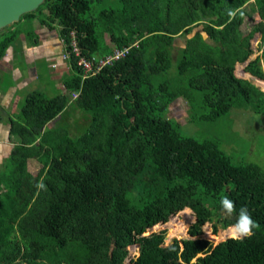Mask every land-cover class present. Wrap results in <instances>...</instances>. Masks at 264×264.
Listing matches in <instances>:
<instances>
[{
    "label": "trees",
    "instance_id": "1",
    "mask_svg": "<svg viewBox=\"0 0 264 264\" xmlns=\"http://www.w3.org/2000/svg\"><path fill=\"white\" fill-rule=\"evenodd\" d=\"M101 1L45 0L35 11L46 13L40 25L59 27L66 50L72 31L97 60L130 50L85 79L72 52L77 74L63 81V93L31 92L11 118L18 141L0 166V264H127L131 247L139 254L129 264H264V169L238 162L228 153L237 148H223L218 134L184 135L166 117L184 98L189 121L201 126L251 112L264 127V90L235 73L261 33L262 54L244 71L264 80V0L252 13L250 0H117L98 10ZM201 25L209 39L197 30L174 54L176 36ZM14 26L0 32V60L21 34ZM39 41L36 34L30 44ZM78 110L88 116L79 125ZM186 208L196 217L192 238L168 244L162 225ZM241 208L258 225L252 235L217 245L198 237L206 223L215 234L234 227ZM186 227L187 219L179 229Z\"/></svg>",
    "mask_w": 264,
    "mask_h": 264
},
{
    "label": "rangeland",
    "instance_id": "2",
    "mask_svg": "<svg viewBox=\"0 0 264 264\" xmlns=\"http://www.w3.org/2000/svg\"><path fill=\"white\" fill-rule=\"evenodd\" d=\"M117 0H103L101 2L96 3V7H98V10L102 8H107L113 5H116ZM249 12H254L255 9V4L254 0H250L246 7ZM97 10V8H96ZM97 10V11H98ZM37 11V10H36ZM34 14L37 16L35 17H29L26 15H23L20 19V21L14 23V27L19 31V38L16 41V50L17 48H20V45L23 47L26 43L25 41L28 42L26 33L29 35V41L28 43H31L32 41L34 42L36 39V34L39 35L40 39H43L40 35V32L48 35L52 34V37L50 40H46L45 42H40L39 45H45L50 41L54 39H59L60 43H57L58 46L61 44V38L59 36V27L55 30H48L46 26H41L39 24V20L43 19L46 13H40V12H35ZM250 22H246L243 24V29L245 32H248L251 27H250ZM12 26V25H11ZM10 26L4 28L1 30L7 32L13 31L12 29H9ZM9 29V30H8ZM197 30H202L203 31V25L201 26H196L194 28V31L191 34H194ZM24 33V34H23ZM36 33V34H35ZM204 36H206L207 39H209V36L207 35L206 32H204ZM261 33H257L255 37L251 39V47H252V53H250L249 60L245 63H237L236 65V70L235 73L243 78V79H248L251 82L255 83L258 85L260 88L264 90V80H261L259 78H256L255 76L247 73L244 71L245 66L247 63L251 60H255L262 54V47H261ZM111 46H114L115 43L110 41V39L107 40ZM55 43V41H53ZM186 36L181 35V38L178 37L175 40V47L173 49L174 54L178 53V48L182 47V45H186ZM49 45V44H48ZM13 46V45H12ZM12 46H9V48L6 51L5 56L9 57L10 59L12 58V55H14V51L12 50ZM15 49V48H14ZM25 50V49H24ZM62 55V54H61ZM67 60L61 59L59 62L65 65V62ZM20 62V63H19ZM68 62V61H67ZM54 64L52 60L48 58H40L38 62L36 63L37 67L36 68V74L34 76H31V80L28 81L29 83L25 87L19 86L15 92L13 93V107L9 106L8 111L5 109L6 113L3 116V118L0 120V125L7 126L11 125V118L18 120L17 115L21 114V109L24 102L27 100V96L30 95L31 92L37 91L42 94L43 97H54L56 95L62 94L63 89L61 88L60 85H62L63 81L68 78V76H71V74H77L76 70L70 71L71 69L68 68L65 70L63 66H59L58 63H55L54 67H51V64ZM9 65V63H6ZM12 65H20V66H25V63L21 61L17 56L14 57L12 60ZM22 64V65H21ZM176 62H174L175 66ZM22 69V67H19ZM175 69V68H174ZM171 75L176 73V70L169 72ZM53 74L55 75V78L53 77ZM0 77H1V82L0 84L3 85L4 87L6 85H9L10 83L13 84L14 82V87L16 88L15 84V77L13 73H10L9 71H5L0 69ZM20 83L22 82H27L26 78H20L18 80ZM78 95L77 91L72 92V96L76 97L75 95ZM188 108L189 104L187 101L183 98L181 100H178L177 103L173 104L170 108V111L167 113L166 117H169L173 120L175 126L181 131L182 134L188 135V136H196L199 138H206L212 134L217 135L222 137L225 141L223 143V148L224 144H228L229 146L237 148V150H231L228 153L232 154L233 157L237 159L238 162L240 161H251L258 163L259 165L262 166L264 169V127L258 124V121H260L261 116L260 115H255L253 113L247 112L249 117H239L241 120L244 121V124L240 123V119H237L236 122L235 120L233 121L232 119L228 120H223V125H209V126H201L199 122H190L189 114H188ZM18 111V113H16ZM12 112V113H11ZM235 116L236 111H232ZM16 113V114H15ZM74 113H72L73 115ZM232 114V115H233ZM0 115H1V108H0ZM69 115H67L68 117ZM87 116V113L84 111H77V114L73 115L72 118H78V122L76 124H82L84 121V117ZM15 117V118H13ZM88 117V116H87ZM233 117V116H232ZM69 121H72L71 117L67 118ZM233 121V122H232ZM231 122V123H230ZM248 126V127H247ZM205 127V128H202ZM45 129V128H43ZM75 131L74 129H72ZM18 139L17 136H12L8 135L5 133L0 134V166L4 165L5 157L8 155V153L11 152L13 149V146L17 143ZM34 172L36 173L39 168H41V164L36 160ZM187 219V227L184 230L179 229L180 223L182 220ZM196 221V217L194 214V211L191 208H186L182 210L181 212L178 213L177 216L172 217L170 221L168 222L167 225H162V227H167L169 230L167 231V236H166V242L168 244L172 243L174 239H178L180 241L184 240L185 238H190L192 237L190 233V227L191 224ZM160 227V226H159ZM230 228L227 229H221L219 233L215 234L213 232V226L211 223H206L202 227V232L201 235H199L201 238H205L210 240L214 245H217L219 242L229 238L233 237L232 235H228V231ZM198 236V237H199ZM131 255L129 258L126 260V263L129 264L130 262V257H135L138 255L137 248L136 247H131ZM196 260H193V262Z\"/></svg>",
    "mask_w": 264,
    "mask_h": 264
},
{
    "label": "crops",
    "instance_id": "3",
    "mask_svg": "<svg viewBox=\"0 0 264 264\" xmlns=\"http://www.w3.org/2000/svg\"><path fill=\"white\" fill-rule=\"evenodd\" d=\"M40 35L43 38V39L39 38L40 42H45L46 40H50L52 37V34L45 35L41 32H40ZM181 35H183V34H181ZM181 35L176 36L175 40L178 37L181 38ZM192 35L193 34L185 35L186 41H187V38L189 36H192ZM53 41H55V43H53ZM25 43L26 44L23 47L20 45V48H17V50H16L15 46L14 47L12 46L13 47L12 50L14 51V55H12L11 59L9 57L4 56L0 60V69L5 70V71H9L10 73H13V75L15 77V84H16V88L13 85L14 82H13V84L10 83L9 85H6L5 87L0 84V108H1L2 118L6 113L5 109L8 111V107L9 106L13 107V105H14L13 93L15 92V90L19 86L25 87L29 83L28 81H30L32 79L31 76H34L36 74V68H35V67H37L36 63L38 62V60H40V58L44 57V58H48V59L52 60V62H54V64L52 63L51 67H54L55 63H58L59 66L62 65L65 70L70 68V64L67 61L65 62V65L62 64L61 62H59L62 59L61 54L63 52L62 45L59 44V46H58V44H57V43H60L59 39L56 38V39L52 40L51 43L49 41L45 45H43V44L42 45H39V44L32 45V44L28 43L27 41H25ZM174 43H175V41H174ZM185 46L186 45H182V47H185ZM17 55H18L19 59L25 63V66H23L22 64H21L22 66H20V65L15 66V65L11 64L12 60ZM6 63H9V65ZM19 67H22V69H20ZM67 71H69V70H67ZM247 73H249V72H247ZM249 74H251V73H249ZM23 77L26 78L27 82L25 81V82L20 83L18 80L20 78H23ZM53 77L55 78L54 74H53ZM60 86L64 87L63 85H60ZM16 113H18V111ZM5 133H7L8 135H11V125H7L6 127L3 125H0V134H3V136H4Z\"/></svg>",
    "mask_w": 264,
    "mask_h": 264
},
{
    "label": "built area",
    "instance_id": "4",
    "mask_svg": "<svg viewBox=\"0 0 264 264\" xmlns=\"http://www.w3.org/2000/svg\"><path fill=\"white\" fill-rule=\"evenodd\" d=\"M71 50H65L62 54V59L67 60L71 53L73 52L77 57V64L83 70V78H87L90 75L100 72L104 66L107 64H112L114 61L127 55L130 50L129 46H124L123 48H115L112 54H108L97 60V55L87 56L82 52V49L77 41L76 32H71ZM77 96V94L75 95Z\"/></svg>",
    "mask_w": 264,
    "mask_h": 264
},
{
    "label": "water",
    "instance_id": "5",
    "mask_svg": "<svg viewBox=\"0 0 264 264\" xmlns=\"http://www.w3.org/2000/svg\"><path fill=\"white\" fill-rule=\"evenodd\" d=\"M44 2L45 0H0V32L20 21L23 15L36 11Z\"/></svg>",
    "mask_w": 264,
    "mask_h": 264
},
{
    "label": "clouds",
    "instance_id": "6",
    "mask_svg": "<svg viewBox=\"0 0 264 264\" xmlns=\"http://www.w3.org/2000/svg\"><path fill=\"white\" fill-rule=\"evenodd\" d=\"M61 44H62L63 52H64L66 50L65 48H67V45L64 44L62 39H61ZM40 187H43V185H40ZM222 205H223V208L229 214H231L234 211V203L228 198L225 197L222 199ZM255 227H258V225L251 218L250 214L248 213V210L246 208H241L240 213H239L238 223L232 229V236L233 238H236V239H239L243 236H250L252 235V229Z\"/></svg>",
    "mask_w": 264,
    "mask_h": 264
},
{
    "label": "flooded vegetation",
    "instance_id": "7",
    "mask_svg": "<svg viewBox=\"0 0 264 264\" xmlns=\"http://www.w3.org/2000/svg\"><path fill=\"white\" fill-rule=\"evenodd\" d=\"M16 43V42H15ZM12 46V45H11ZM13 46H16V44H13Z\"/></svg>",
    "mask_w": 264,
    "mask_h": 264
}]
</instances>
